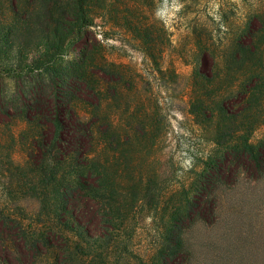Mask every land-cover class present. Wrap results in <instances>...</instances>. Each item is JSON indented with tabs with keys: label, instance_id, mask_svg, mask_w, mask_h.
<instances>
[{
	"label": "rangeland",
	"instance_id": "1",
	"mask_svg": "<svg viewBox=\"0 0 264 264\" xmlns=\"http://www.w3.org/2000/svg\"><path fill=\"white\" fill-rule=\"evenodd\" d=\"M261 1L62 0L92 20L71 23L60 63L86 73L71 105L93 139L39 167V127L0 113V264H264V99L244 106L233 59ZM26 3L38 24L59 7ZM16 85L0 71L4 111Z\"/></svg>",
	"mask_w": 264,
	"mask_h": 264
},
{
	"label": "trees",
	"instance_id": "2",
	"mask_svg": "<svg viewBox=\"0 0 264 264\" xmlns=\"http://www.w3.org/2000/svg\"><path fill=\"white\" fill-rule=\"evenodd\" d=\"M53 2L59 7L51 8L41 24L34 21L33 12L27 13L26 0L9 1L12 19L0 16V33L1 30L4 33L0 37V71L7 72L17 84L5 111L0 103V113L3 112L8 120L24 116L39 127L40 140L29 152V160L39 167L46 162L77 163L86 156L93 139L90 126L80 119L71 105L73 98H80L75 82L79 80L85 84L86 73L73 65L61 72L60 63V55L67 51V39L69 36L76 39L78 35H71V23L82 20L91 24L92 20L87 14L79 12L80 15L78 9L70 14L62 8V0ZM251 11L233 41V59L249 80L241 97L244 106L257 94L261 101L264 99V1ZM39 39L44 42L42 45H36ZM83 42L87 48L80 54L81 59L90 49L87 39ZM32 71L37 76L33 84L28 77ZM67 200L72 204L76 202L71 194L67 195ZM6 242L7 239L0 237V250H3L0 258L8 263L11 256Z\"/></svg>",
	"mask_w": 264,
	"mask_h": 264
}]
</instances>
